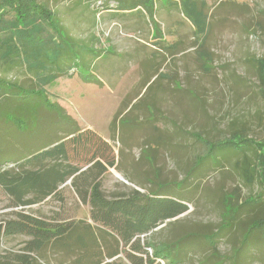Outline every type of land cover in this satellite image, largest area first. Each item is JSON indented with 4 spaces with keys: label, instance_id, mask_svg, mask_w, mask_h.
I'll list each match as a JSON object with an SVG mask.
<instances>
[{
    "label": "rangeland",
    "instance_id": "rangeland-1",
    "mask_svg": "<svg viewBox=\"0 0 264 264\" xmlns=\"http://www.w3.org/2000/svg\"><path fill=\"white\" fill-rule=\"evenodd\" d=\"M38 1L57 12L62 23L77 34L75 47L73 42L69 46L75 49L83 43L81 38H88L87 43L93 44L88 46L105 57L88 65L75 50L79 59L72 74L48 83L47 93L12 94L10 99L18 108L0 100V219L11 216V211L25 210L50 222L80 220L95 226L90 204L79 199L70 178L53 197L28 206L19 205L16 193L21 190L26 199L34 197L33 191L19 186L13 193L6 186L8 179L38 165L32 160L14 163L76 130L104 136L112 146L96 147L97 141L90 139V146L80 152L71 140L66 143L67 162L81 170L92 163L91 153L99 155L105 165L99 179L106 198L131 196L136 186L144 194L158 189L186 202L183 213L142 237L161 255L182 248L187 260L183 264H264V237L254 233L252 241H238L240 229L264 213V194L254 210L247 208L263 185L257 178L245 181L238 172L244 159H253L248 140L264 139V93L255 62L264 57V0H198L209 14L199 37L194 36L179 0L156 3L152 13L145 6L125 12L113 0L102 5L97 0L80 5L69 0ZM131 51H138L139 56ZM144 56L147 74L139 82L138 61H144ZM111 57L121 59L125 72L115 87L99 70ZM155 73L157 80L152 77ZM43 97L61 105L66 116L40 106L37 101ZM232 135L242 136L235 138V145L243 148L241 153L219 147L203 160L209 147L205 139L216 142ZM111 159L114 166L108 165ZM52 163L47 159L41 164ZM185 234L188 238L180 237ZM26 238L11 237L0 250L19 249ZM100 245L104 247L102 241ZM55 255L61 256L50 254ZM64 256L69 263L72 254Z\"/></svg>",
    "mask_w": 264,
    "mask_h": 264
},
{
    "label": "trees",
    "instance_id": "trees-1",
    "mask_svg": "<svg viewBox=\"0 0 264 264\" xmlns=\"http://www.w3.org/2000/svg\"><path fill=\"white\" fill-rule=\"evenodd\" d=\"M69 1V3L77 5L88 2L85 0ZM106 1L110 0L95 2L102 5ZM113 1L125 12L131 10L135 12L141 6H145L152 13L153 6L155 7L158 0ZM179 1L183 15L193 25L194 36H201L206 30V21L209 17L203 3H199L198 0ZM162 7L164 8L162 5L160 9ZM171 8L175 9L173 6ZM70 29L69 26L62 23L57 12H54L44 2L0 0V100H8L11 106L14 104V107L18 108L19 104L10 99L12 94L22 92L34 94L41 91L47 93L45 86L48 83L73 70L76 60L79 59L74 56L75 50L80 53V60L88 65L89 63L97 64L103 58L104 55L96 53L92 47L88 46L93 45L87 43L88 38L87 41L81 42L83 45H77L75 49L69 46V43L73 42L72 45H74V41L77 40L67 33ZM92 37L93 35L90 37L91 40ZM84 45L86 46L85 52ZM106 52L108 53V50ZM138 62L140 63L141 82H143L142 80L147 74L145 65L147 59ZM255 62L258 84L264 93V57L256 59ZM114 63L118 69L121 59L119 57L118 59L110 58L111 70ZM158 76L157 73L152 75L155 80ZM24 84H34L36 87ZM37 102L51 112L56 111L59 115L66 116L61 105L50 102L46 97ZM232 136L216 142L205 139L204 143L209 147L203 155L205 157L202 156L203 160L219 147L229 146L235 150V154L241 153L243 148L235 145V138H242V136ZM90 139L97 141L96 147L100 146L103 149L112 147L109 141L101 136H91L85 132L77 133L76 130H73L65 139L55 145L14 163L24 164L32 160L36 161L38 165L37 169L25 170L18 177L8 179L9 183H6V186L13 193L19 186L33 191L34 197L26 199H22L21 190L16 193L20 201L19 205L28 206L47 197H53L58 192L59 186L70 178V183L79 199L83 203L90 204V218L95 226L80 220L50 222L25 210L11 211V216L0 219V245L14 236L24 235L27 238L19 249L4 248L0 250V264H160L158 259L166 260L165 264H173L170 258L175 261L174 264L186 262L182 248L177 252L171 251L168 255H161L154 245L142 238L143 235L157 228L161 222L183 213L187 209L186 202H181L169 194L160 193L158 189L146 194L133 190L131 196L114 195L113 198H106L101 190L99 179L105 171V165L101 163L99 155L91 153L92 163L83 170L71 165L66 160L68 158L67 142L71 140L72 147L80 149L81 152V148L90 146L88 143ZM248 142L251 143L253 159H244L241 167H238V172L245 181L251 182L257 178L263 185L253 202L247 206V208L250 207V210H254V205L258 204V200L264 194V139L262 141L253 140V142L248 140ZM47 159L53 160L54 163L42 165L43 160ZM245 162L247 167H245ZM108 165L114 166V159L109 160ZM1 177L0 173V179ZM250 198L251 196L245 198L243 203ZM242 210H246V208L241 209L240 213ZM252 228L258 230L252 231ZM240 231L239 244L245 239L252 241L254 233L257 234L256 237L262 239L264 237V213L251 220ZM180 237L188 238L186 234ZM175 238L167 243H172ZM180 239L178 238L177 242ZM101 241L105 248L100 245ZM149 249L152 251L150 255ZM54 252L60 253L61 256L55 255L52 258L50 254ZM65 254L73 256L69 263L63 260L66 257Z\"/></svg>",
    "mask_w": 264,
    "mask_h": 264
},
{
    "label": "crops",
    "instance_id": "crops-1",
    "mask_svg": "<svg viewBox=\"0 0 264 264\" xmlns=\"http://www.w3.org/2000/svg\"><path fill=\"white\" fill-rule=\"evenodd\" d=\"M157 3H169V4H175V1L172 0H158ZM173 9V8H172ZM67 33L71 36L76 37L77 34L74 33L71 29L69 31H67ZM84 38H81V42H83ZM138 51H136L135 53L137 54ZM132 53V51H131ZM134 52L132 54H134L136 57L139 55H136ZM142 59H147L146 56H144ZM99 60V59H98ZM97 60V61H98ZM148 60V59H147ZM140 61V60H139ZM139 65V64H138ZM99 70L108 78H110V80L113 82V86L115 87L116 84L118 83L119 79L125 74L124 72V68L121 67V65L118 67L117 69V65L114 63L113 64V69H110V64L104 65L101 64L99 67ZM72 71V70H71ZM71 71H69L68 73H70ZM72 74V73H70ZM141 74H140V66H139V82L141 81ZM58 79V78H57ZM56 80V79H55ZM84 80V79H83ZM104 139H106L104 136H102ZM107 140V139H106ZM108 141V140H107ZM120 256V254H119Z\"/></svg>",
    "mask_w": 264,
    "mask_h": 264
},
{
    "label": "water",
    "instance_id": "water-1",
    "mask_svg": "<svg viewBox=\"0 0 264 264\" xmlns=\"http://www.w3.org/2000/svg\"><path fill=\"white\" fill-rule=\"evenodd\" d=\"M117 176H118L121 180H123L124 182H126V181L123 179V177H122L121 175L117 174ZM134 188H136L137 190H139V188H137L136 186H134Z\"/></svg>",
    "mask_w": 264,
    "mask_h": 264
}]
</instances>
